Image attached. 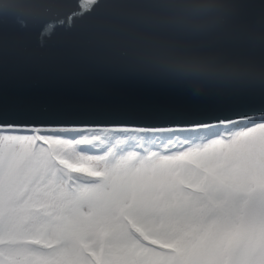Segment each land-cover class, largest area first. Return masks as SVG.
<instances>
[{
  "label": "snow or ice",
  "instance_id": "6c2138e0",
  "mask_svg": "<svg viewBox=\"0 0 264 264\" xmlns=\"http://www.w3.org/2000/svg\"><path fill=\"white\" fill-rule=\"evenodd\" d=\"M65 89L10 92L0 84V188L22 194L46 153L118 188L106 214L74 202L68 221L49 234L47 264H207L213 240L171 224L172 201L228 192L238 207L253 178L264 206V104L246 111L243 101L159 88ZM118 136L139 151L111 161L88 155L103 151L91 145Z\"/></svg>",
  "mask_w": 264,
  "mask_h": 264
},
{
  "label": "water",
  "instance_id": "95a60500",
  "mask_svg": "<svg viewBox=\"0 0 264 264\" xmlns=\"http://www.w3.org/2000/svg\"><path fill=\"white\" fill-rule=\"evenodd\" d=\"M0 84L264 104V0H0Z\"/></svg>",
  "mask_w": 264,
  "mask_h": 264
},
{
  "label": "trees",
  "instance_id": "16d2710c",
  "mask_svg": "<svg viewBox=\"0 0 264 264\" xmlns=\"http://www.w3.org/2000/svg\"><path fill=\"white\" fill-rule=\"evenodd\" d=\"M91 147L103 149L89 156L107 157L118 160L128 157L130 153L139 151V146L133 147L125 137H115L109 144L100 141ZM33 175H38L35 183L26 185L22 194H12L3 189L0 195V264H19V258L47 264L51 258L50 233L61 228L67 221L74 202H80L88 207L90 213L106 214L115 201L110 187H105V181L99 179L93 172L70 168L55 154L46 153L45 158L36 166ZM234 178L230 187H239ZM42 181V182H41ZM248 196L255 189L256 183L249 178ZM33 187L37 193L29 195ZM49 200L46 201L45 197ZM240 201L238 207L232 205L229 193L224 198L206 202L189 203L186 198L175 199L171 207L175 214L170 218L173 225H185L192 232L201 233L204 237L214 234L220 221L226 216L238 213L244 216L247 210V198ZM25 209L22 219L16 215L17 209ZM214 212L215 214H211ZM235 229L234 221L230 222Z\"/></svg>",
  "mask_w": 264,
  "mask_h": 264
},
{
  "label": "rangeland",
  "instance_id": "374dc122",
  "mask_svg": "<svg viewBox=\"0 0 264 264\" xmlns=\"http://www.w3.org/2000/svg\"><path fill=\"white\" fill-rule=\"evenodd\" d=\"M114 196H117L118 188L110 187ZM3 188H0V195ZM39 192L33 187L28 194ZM260 188L255 189L247 198L254 201V206L248 205L243 217L238 213L226 215L218 224L214 234L208 236L213 240L210 252L205 257L207 264H264V206L260 205L258 197ZM45 197V196H43ZM46 201L49 199L45 197ZM25 209H17L16 215L22 219L25 217ZM231 221H234V229ZM183 227L189 231L191 228L185 225H174ZM19 264H39L24 258H19Z\"/></svg>",
  "mask_w": 264,
  "mask_h": 264
}]
</instances>
